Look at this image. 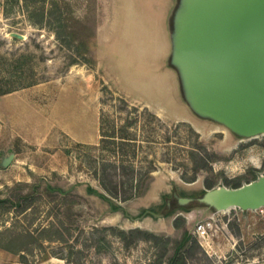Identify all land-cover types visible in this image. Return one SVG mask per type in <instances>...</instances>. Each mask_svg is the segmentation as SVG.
<instances>
[{"label": "rangeland", "instance_id": "rangeland-1", "mask_svg": "<svg viewBox=\"0 0 264 264\" xmlns=\"http://www.w3.org/2000/svg\"><path fill=\"white\" fill-rule=\"evenodd\" d=\"M165 1L0 0V79L33 82L0 104V148L16 152L0 170V244L9 230L42 241L19 237L10 245L25 250L0 246V258L168 264L180 253L184 264H264V206L131 221L86 190L104 191L101 176L122 204H163L173 184L194 195L264 175V132L234 135L173 98L155 28Z\"/></svg>", "mask_w": 264, "mask_h": 264}, {"label": "water", "instance_id": "water-1", "mask_svg": "<svg viewBox=\"0 0 264 264\" xmlns=\"http://www.w3.org/2000/svg\"><path fill=\"white\" fill-rule=\"evenodd\" d=\"M155 28L162 47L160 65L177 103L234 135L264 132V0H167ZM13 157L12 150L4 153L0 165L8 166ZM261 206L264 175L194 195L180 194L173 184L163 204L145 212L163 216L178 207L213 212Z\"/></svg>", "mask_w": 264, "mask_h": 264}, {"label": "trees", "instance_id": "trees-1", "mask_svg": "<svg viewBox=\"0 0 264 264\" xmlns=\"http://www.w3.org/2000/svg\"><path fill=\"white\" fill-rule=\"evenodd\" d=\"M18 74L22 73V70H18L17 72ZM20 76V75H17ZM33 83L32 81L30 82H24L21 81L20 77H15L14 79H8V78H4V79H0V95L12 90H15L19 87L24 86V84L28 85ZM99 181L101 182L104 191L98 190L96 188H94L91 184H87L86 186V190L88 193L91 194H96L99 197H101L102 199H104L108 205H109V210L113 211V212H119L120 213V217L122 219H129L131 221L133 220H137V219H141L143 217L146 216H150L152 219H155L150 213L145 212L146 209H155L157 206L162 204L163 199H161V201L150 204V205H145L142 203H137L134 204L133 206H127L125 204H122L117 198L115 193H113L112 189H110V187H108L105 183H104V178L103 177H99ZM240 184H235L232 185L233 187L239 186ZM35 186H38L37 183H34L32 185V187L34 188ZM210 187V186H208ZM53 189H61L62 187H59L57 185H51V184H46L44 187V191L46 193H50L52 192ZM207 188H202L200 191H203ZM167 194V191H162L161 192V196L163 198V196ZM127 197L124 195L123 199H126ZM6 198L5 197H0V205L4 204V202H6ZM183 209V208H182ZM176 211H171L169 213H167V216L173 215ZM8 231V230H7ZM129 231L134 232V229H129ZM120 233L124 234L125 230L124 229H120L119 230ZM31 236V241L32 242H38V245H42V241H40V239L37 236L32 235L31 232L29 231H25V230H20V231H10L8 232V235L6 237V242L7 243H3L0 244V246L6 250L9 251H20V250H25L26 245H24V243H21V245H19L16 248H14L12 245H10L13 241L17 240L19 237H24V236ZM30 242V241H29ZM168 264H184V257L182 254L180 253H175L169 260Z\"/></svg>", "mask_w": 264, "mask_h": 264}, {"label": "crops", "instance_id": "crops-1", "mask_svg": "<svg viewBox=\"0 0 264 264\" xmlns=\"http://www.w3.org/2000/svg\"><path fill=\"white\" fill-rule=\"evenodd\" d=\"M14 91L12 90V91H9V92H6V93H3V94H1L0 95V104L3 102V101H6L7 102V99L5 100V98L3 97L5 94H8V93H13ZM6 109H8V110H13V107L11 106V107H8V108H6ZM5 115V113H3L2 111H1V108H0V118L2 117V116H4ZM5 149V148H4ZM3 148L1 149L0 148V158H1V156L4 154V153H6V152H8V151H5ZM13 152H14V157H13V159H12V161L14 160V158H15V151L14 150H12ZM12 161H11V163H12ZM10 163V164H11ZM9 164V165H10ZM8 165V166H9ZM3 168H7V166L6 167H2L1 165H0V170H2ZM2 254H4V253H2ZM6 253L3 255V257H1L0 258V264H66L64 261H63V259H61V258H59V257H56V256H53V255H50V256H48L47 258H44V259H42V260H40V261H36V262H34V263H27V262H21V261H16V260H14L13 258L12 259H10V257H7L6 258Z\"/></svg>", "mask_w": 264, "mask_h": 264}, {"label": "built area", "instance_id": "built-area-1", "mask_svg": "<svg viewBox=\"0 0 264 264\" xmlns=\"http://www.w3.org/2000/svg\"><path fill=\"white\" fill-rule=\"evenodd\" d=\"M210 224L209 220L202 219L195 223V231L198 235H204L207 232V228Z\"/></svg>", "mask_w": 264, "mask_h": 264}, {"label": "bare ground", "instance_id": "bare-ground-1", "mask_svg": "<svg viewBox=\"0 0 264 264\" xmlns=\"http://www.w3.org/2000/svg\"><path fill=\"white\" fill-rule=\"evenodd\" d=\"M263 134V133H262Z\"/></svg>", "mask_w": 264, "mask_h": 264}]
</instances>
